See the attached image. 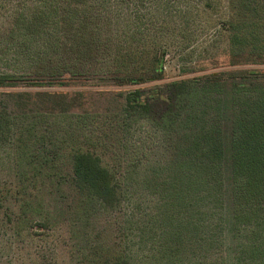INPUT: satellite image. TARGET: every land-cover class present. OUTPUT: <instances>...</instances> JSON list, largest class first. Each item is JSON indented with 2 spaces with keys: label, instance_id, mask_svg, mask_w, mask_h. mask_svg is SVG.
<instances>
[{
  "label": "rangeland",
  "instance_id": "obj_1",
  "mask_svg": "<svg viewBox=\"0 0 264 264\" xmlns=\"http://www.w3.org/2000/svg\"><path fill=\"white\" fill-rule=\"evenodd\" d=\"M43 6L0 0V75L23 77L0 88V264H264V193L233 160L264 117V0ZM19 9L35 29H9ZM77 151L111 174L112 205L75 189Z\"/></svg>",
  "mask_w": 264,
  "mask_h": 264
},
{
  "label": "trees",
  "instance_id": "obj_2",
  "mask_svg": "<svg viewBox=\"0 0 264 264\" xmlns=\"http://www.w3.org/2000/svg\"><path fill=\"white\" fill-rule=\"evenodd\" d=\"M38 3L49 6V9L52 8V5L56 3L57 0H37ZM256 0H228L229 6L238 4L246 11L251 12L252 8L251 3ZM196 6L195 11L207 10L210 8L211 0H194ZM43 6V8H45ZM42 7V6H41ZM30 9V8H29ZM42 9V8H39ZM43 10V9H42ZM38 11V10H36ZM32 13V12H31ZM14 18L10 20L7 24L10 26L9 29H14V26L17 25V21H23L25 31L33 27L36 28V25L32 23L30 16L24 15L20 9L16 11ZM30 15V14H29ZM37 13L33 14L35 17ZM245 43L244 39L239 38L237 34H234L231 39V46L238 45L239 43ZM162 55L153 60V70L156 74V77H152V80H158L159 72L162 68ZM53 76L54 74H50ZM53 79V78H50ZM49 79V80H50ZM23 77H14L9 75H0V88L4 87H15L18 82L22 81ZM46 82L49 86H61L63 82ZM32 81V86L41 87L42 84L39 82ZM38 81V80H36ZM141 79L137 76H133L132 73L124 76V79L120 84H136L140 83ZM181 83L174 82L172 85H180ZM249 89V88H246ZM248 91V90H246ZM18 95V94H17ZM258 99L256 100L258 107L260 106V112L264 114V89L260 90ZM140 99V100H139ZM126 101L130 104L135 101H142V98L139 92L133 94L129 93L126 95ZM132 105V104H131ZM139 105H144V103L139 102ZM264 118V117H263ZM256 119V124L253 127L251 125L244 124L242 122V131L247 135H250L248 141H243L240 145V152L233 156V160L240 159L243 160L242 164L239 166L241 169L246 171V182L243 187V193L245 195H258L264 193V190L258 187L259 183L264 182V119ZM258 129V130H257ZM71 170H72V181L75 189L80 192L85 193L91 199H98L101 202L112 205L116 201V188L112 181V176L109 171L101 165V162L98 157L92 155L88 152L77 151L71 155ZM239 172L238 167L231 169V173L237 174ZM261 187V186H260ZM261 192V193H259Z\"/></svg>",
  "mask_w": 264,
  "mask_h": 264
}]
</instances>
